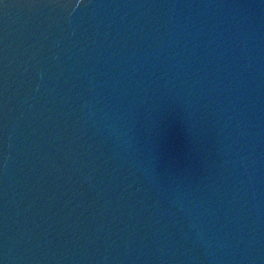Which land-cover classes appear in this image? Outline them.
I'll use <instances>...</instances> for the list:
<instances>
[{"label":"water","instance_id":"1","mask_svg":"<svg viewBox=\"0 0 264 264\" xmlns=\"http://www.w3.org/2000/svg\"><path fill=\"white\" fill-rule=\"evenodd\" d=\"M163 0H0V264H71Z\"/></svg>","mask_w":264,"mask_h":264}]
</instances>
